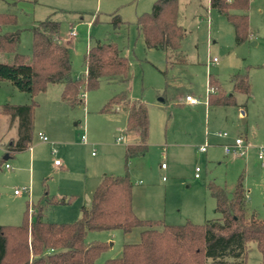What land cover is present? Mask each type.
Returning <instances> with one entry per match:
<instances>
[{"label":"rangeland","instance_id":"obj_1","mask_svg":"<svg viewBox=\"0 0 264 264\" xmlns=\"http://www.w3.org/2000/svg\"><path fill=\"white\" fill-rule=\"evenodd\" d=\"M156 1H0V13L14 14L17 18L15 25L6 26L3 31H21L17 47L20 54L31 57L32 28L50 17L61 24L62 36H67L71 26L77 34L70 47L73 77L85 76L84 56L88 47L99 40L117 43L130 61L127 83L103 79L100 87L88 91L84 101L71 112L68 126L76 131L77 141L87 146L76 147L75 151L84 166L76 162L69 173L55 170V162L63 161L62 152L56 148L57 156L45 161L47 172L40 173L36 166L31 182L27 166L19 170L15 160L6 161L12 168L7 170L3 166L0 171V225H21L26 201L37 203L43 193L44 182L48 184L50 195L61 191L70 196L67 198H73L68 205L49 208L44 220L57 224L77 221L81 217V208L91 205V182L97 183L104 172L118 176L128 172L133 183L135 215L142 220H162L169 225H183L187 221L204 224L216 218V201L207 191V184L214 182L221 187L233 188L243 177L248 210L264 220V167L258 158L259 149L264 147V0H250L247 15L251 35L242 44L236 40L233 24L225 15L211 9L209 0H178V24L187 34L182 42L183 56L178 57L181 63H177V57L170 53L169 57L174 62L172 65L167 63L163 50L146 49L144 37L136 25L137 18L150 13ZM115 16L123 22L119 28L114 26ZM214 58H217L216 62ZM12 61L11 55L0 54V62ZM246 72L252 86L251 99L244 94H235L231 80L235 74ZM210 76L220 82L222 90L236 95L237 104L244 106V114L241 115L242 110L238 107L212 105L209 108ZM59 87L52 86L50 94L53 96ZM121 92H127L133 99L144 100L152 109L149 151L134 158L128 165V171L125 167L126 143L115 142V137L123 136L125 130L114 134L115 145H106L113 134L107 132L113 124L111 120L119 117L111 115L113 113H100L105 104ZM50 94L40 93L34 100L38 102ZM187 94H192L201 102L195 107L180 105L181 97L185 98ZM28 97L9 83H0V106L7 103L14 105L20 98ZM39 112L37 110L34 115L38 119L34 143L39 131L36 125L44 124L46 120L43 111L37 115ZM18 123V119L0 114V160L5 156L3 149L8 145L9 137L15 134L14 125ZM5 132L10 135L8 138L2 135ZM224 133L230 138L248 137L250 146L243 158L227 156L216 145L224 140L220 138V134ZM83 135L87 137L86 143L82 141ZM174 141L180 145L173 146ZM170 146L176 149L173 151ZM202 147L207 148V153L200 152ZM21 158L24 160V157ZM163 163L169 166L168 170H162ZM197 167L201 170L200 179L195 178ZM80 173L82 184H78ZM164 176L166 180H163ZM15 190L21 192L19 197L14 194ZM140 232L141 229H135L130 234L121 231L90 233L88 241L110 244L95 264L121 257L124 245L140 242ZM246 262L263 263L255 243L248 244Z\"/></svg>","mask_w":264,"mask_h":264},{"label":"trees","instance_id":"obj_2","mask_svg":"<svg viewBox=\"0 0 264 264\" xmlns=\"http://www.w3.org/2000/svg\"><path fill=\"white\" fill-rule=\"evenodd\" d=\"M2 1V0H0ZM250 0H210V6L225 15L233 24L239 44L251 35L249 26ZM178 0H157L150 13L137 18L138 31L143 35L148 50L178 52L186 31L178 24ZM242 12V13H237ZM119 28L122 20L114 17ZM14 14L0 13V54H13L11 63L0 62V83H9L28 94L27 105L5 104L0 114L18 119L19 138L9 148L10 155L28 148L32 140L35 97L51 85H63L62 101L72 109L80 105V97L97 90L103 79L125 82L130 74V61L117 43L97 41L84 56L86 74L75 78L72 74L71 51L61 41V24L50 17L32 28L31 57L17 52L21 31L4 32L15 25ZM235 94L252 98L249 74L232 77ZM209 85L217 89L209 97V104L224 107L237 106L236 95H227L212 76ZM127 112L125 132L136 133L138 143L126 147L125 167L149 150V107L142 101L131 100L127 92L113 96L101 113ZM5 160H0V171ZM207 191L216 201L218 216L204 224L187 221L183 225H169L162 220H142L133 211V183L125 175H104L92 194L90 207H83L81 217L73 223H49L44 220V207L37 214L26 210L18 226H0V264H95L109 249L110 244L88 241L92 232L121 231L130 234L141 229L140 242L123 246L119 258L104 264H247L248 244L255 243L264 264V220L250 213L247 191L241 177L233 188L207 184ZM73 198L53 197L46 206L68 205Z\"/></svg>","mask_w":264,"mask_h":264},{"label":"crops","instance_id":"obj_3","mask_svg":"<svg viewBox=\"0 0 264 264\" xmlns=\"http://www.w3.org/2000/svg\"><path fill=\"white\" fill-rule=\"evenodd\" d=\"M209 4H210V0H209ZM72 31H75V30L71 26V29H70L69 33L67 34V36H62V35L60 36L61 37V41L63 43H66V46H68L69 48L71 47L72 43L74 44V39L76 37V36L75 37H71L70 33ZM89 47H88V49H89ZM145 47H146V45H145ZM88 49H87V51H88ZM163 51L166 53L167 63L169 65H172L174 62L169 57L171 52H167L165 50H163ZM180 53H182V54H180ZM171 54H172L173 57H177V58H175V61H177V63L178 62L181 63V60L178 57L179 56H183L182 48H181L180 51L173 52ZM5 55H11L12 58L14 57L13 54H5ZM214 59H217V58H214ZM182 61H183V59H182ZM85 74H86V69H85ZM237 74H239V73H237ZM112 81L119 82V80H112ZM128 81H129V78L124 83H127ZM120 82H122V81H120ZM219 84H220V82H219ZM52 86H54V85H51L47 89V91L42 93V94H46V95L50 94ZM59 86L60 87L57 90H55V93L53 94V96H52V94H50L51 96L49 95L48 97L45 96L46 98H40L39 101H38L39 103L37 102L38 106L36 107V109L34 111V115L36 114L37 110L40 111L39 114H37V115H41V112L43 111L42 114H44L46 120H45L44 124L36 125L39 128V131H38V134H37V142L36 143H34V141H35L34 140L35 139L34 138V136H35L34 135V130H35V123L37 124V122H38L37 121L38 120L37 117H34V120H33V133H32L31 143H30V145L28 146L27 149H25V150H23L21 152L14 153V154H11V155H10V152H9V148L11 147V145H13V143L15 141H17V139L19 138L18 124L14 125L15 134L12 135L11 137H9L10 135L7 132L2 133L3 136H5L7 138L9 137V141H8L9 143L3 149L4 150V154H5V156L3 157V159L5 160V164H4L5 169L10 170L12 168V166L8 162H6V161L11 160V159L16 161V165H17V168L19 170H23L27 166V168L31 172V182L33 181V177L36 174L35 173L36 172V166H37V169H38V171L40 173L47 172V170L45 168V161L48 158L52 159L53 157L57 156V154L55 152L56 148H58V150H60L62 152V154H60V155L63 156V161H61L60 165H56V162H55V166H54L55 170L69 173L71 171L72 164L76 163V162H78L79 164L84 166V162L81 161L80 155L78 153H76L75 151L77 150L76 147H87V146H86V144H80L77 141V139H76V131L74 129H72L71 126L70 127L68 126V124H69V122L71 120V118H70L71 117V112L75 111V109H72L66 102L62 101L61 93L63 91V85L60 84ZM233 88H234V86H233ZM223 91L227 95H233L234 94V93H227L228 91L226 92L225 90H223ZM187 96H193V95L192 94H187L185 96V98L181 97L179 104L180 105H186V106H189V107L197 106V105H193V106L189 105L186 102V97ZM209 97L210 96H207V101L209 100ZM28 98L29 99H21L20 98L17 102H15L16 104H14V105H27V104H30L32 99H31L30 96ZM130 99L131 100H136V101H142V102L146 103L142 99H133V98H131V96H130ZM12 100H14V99L12 98ZM160 101L162 102V101H164V99H160ZM200 102H201V100H200ZM7 104H9V103H7ZM208 106H209V108L212 106L211 104H209V101H208ZM213 107L228 108V107L219 106V105H214ZM235 107H238L241 110L244 109L243 105H238L237 104V106H235ZM151 110L152 109L150 107V109H149V118H150V115H151V112H152ZM122 112L124 114H121ZM242 114H244L243 110L241 111V115ZM111 115H117L116 117H119V118L116 119L115 121L111 120L113 124H111L109 126V128H108L107 132L113 133L112 137L110 138L111 140L107 141L108 143H106V145H109V146L115 145L114 142H113L114 134H116L117 132H121L122 130L126 129L127 118H128L127 112L125 110H123V109H120V108L117 109V111H115ZM38 118H39V116H38ZM245 123H247V121H245ZM77 124H78V122L76 121L75 125H77ZM40 133L44 134L48 138V141H46V142L43 141L40 138V136H39ZM151 133H152V130H151V122H150V136H151ZM236 137H238V136H236ZM115 138H116L115 142L118 143V144L119 143L120 144H125L126 143L125 146H124L125 147L124 148L125 152H126V147L127 146L137 144L138 143V139H139L138 135L136 133L127 134L126 132L124 133L123 136L120 135V136H117ZM119 138H122V140L120 142L118 141ZM220 138H222L224 140H222L218 144L216 143V145L218 147H221L223 150H224V146L225 145L232 143L233 140H234L233 137L224 138V137L220 136ZM243 139L245 140V142L247 141L246 144L248 146H250V142H249L248 137L243 138ZM123 142H125V143H123ZM149 144H150V138H149ZM177 144L180 145L179 142L174 141V143L172 145L174 146V145H177ZM181 144H183V143H181ZM190 144H192V143H190ZM90 145H92V143H90ZM185 146H190V145H184L183 147H185ZM171 149L174 151L176 149V147H171ZM165 152H166V150H165ZM203 153H207V151L203 152ZM21 157H24V160ZM163 164H165V163H163ZM6 165H10L9 168H7ZM161 168H162V165H161ZM168 169H169L168 165H166L165 169L162 168V170H168ZM104 175H115V174L111 173V172H104L101 175V177L97 180V183H95V181H92L91 184H90V186L92 187L91 194H93V192L95 191L97 186L100 184V182H101V180H102ZM78 178H79L78 179V184H82L81 183L82 182L81 173L79 174ZM166 178L167 177L164 176L163 180H166ZM195 178H196V170H195ZM200 178H201V175H200L199 178H196V179H200ZM95 184H97V185H95ZM16 191L17 190L14 191V194L19 197L21 195V192L19 194H16L15 193ZM68 193H73V192H68ZM71 196L74 197V195H71ZM53 197H58V198L66 197L67 198V197H70V196H67V194L61 193V191L57 195H50L49 192H48V184H46V182H44L43 193H42L41 197L39 198V200L37 201V203H34V202L31 203L29 200L26 201V208H25V210L23 212V217H24V214H25L26 210H28L29 208H31L33 210L32 215L35 216L37 214L38 208L40 206L41 207L45 206L44 207L45 208L44 209V216H45V213H46V211L49 208L63 206V205L46 206L47 201H49ZM83 207H86V206H83ZM82 208H81V210H82ZM30 214H31V212H30ZM9 225L18 226V225H12V224H9ZM0 226H8V225H0Z\"/></svg>","mask_w":264,"mask_h":264},{"label":"built area","instance_id":"obj_4","mask_svg":"<svg viewBox=\"0 0 264 264\" xmlns=\"http://www.w3.org/2000/svg\"><path fill=\"white\" fill-rule=\"evenodd\" d=\"M70 35H71V37H75V36H76V32H75V31H72V32L70 33ZM216 61H217V59H214V62H216ZM216 92H217V89H216L215 87H213V86H210V85H209V82H208V94H207V96H210L211 94H215ZM84 98H85V94H83V95L80 97V99H81L82 102L84 101ZM186 102H187L189 105H192V106H193V105H198V104L200 103V99H199V98H196V97H194V96H187V97H186ZM39 136H40V138H41L43 141H45V142L48 141V138H47L44 134L40 133ZM220 136H221V137H224V138H228V137H229V134L224 133V134H220ZM121 140H122V138H119V139H118L119 142H120ZM82 141H83L84 143L87 142V137H86V135H83V136H82ZM247 148H248V145L246 144L245 140H244L242 137L238 136V137H235V138H234V140H233L232 143L227 144V145L224 146V152H225V154L228 155V156H232V157H234V158H242V157L245 156L246 151H247ZM206 151H207V148H206V147H202V148L200 149V152H206ZM258 158H259V160L262 162V166H264V147H261V148L259 149V152H258ZM56 165H60V162H59V161H56ZM9 166H10V165H6L7 168H9ZM162 168L165 169V168H166V165H165V164H162ZM200 171H201L200 168L197 167V168H196V178H199V177H200V175H199V172H200ZM15 193H16V194H19L20 191L17 190ZM30 212L33 213V210L31 209ZM32 213H31V214H32Z\"/></svg>","mask_w":264,"mask_h":264},{"label":"water","instance_id":"obj_5","mask_svg":"<svg viewBox=\"0 0 264 264\" xmlns=\"http://www.w3.org/2000/svg\"><path fill=\"white\" fill-rule=\"evenodd\" d=\"M243 122L245 123V120H243Z\"/></svg>","mask_w":264,"mask_h":264}]
</instances>
